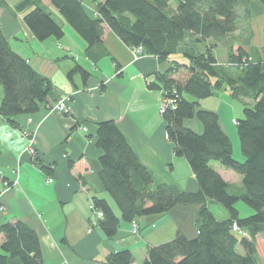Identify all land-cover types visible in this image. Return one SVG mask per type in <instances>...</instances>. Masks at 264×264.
Here are the masks:
<instances>
[{
	"label": "trees",
	"instance_id": "trees-1",
	"mask_svg": "<svg viewBox=\"0 0 264 264\" xmlns=\"http://www.w3.org/2000/svg\"><path fill=\"white\" fill-rule=\"evenodd\" d=\"M46 1L85 43L86 52L101 45L109 30L130 49L140 47L142 54L169 63L149 88L170 101L161 108L166 139L174 156L187 162L197 191L185 193L155 181L115 122L98 123L96 147L101 155L97 177L119 212L117 215L105 199H92L93 208L102 213L95 225L105 238L116 235L120 221L135 223L139 230L142 218L162 216L176 206L198 205L197 236L187 239L177 231L171 241L147 247L141 264H257L253 238L264 231V47L249 52L234 49L232 37L240 21L247 18L244 7L250 0ZM253 1L264 11V0ZM14 10L38 42L64 37L63 23L45 9L43 0H20ZM180 48L184 62L169 61ZM218 48L225 52L223 63L215 56ZM69 59L74 66L68 78L79 74L85 83L89 73ZM181 72L186 74L184 79L178 77ZM0 87V117L11 123L16 116L36 113L52 91L49 80L10 48L1 29ZM221 90L243 105L242 118L234 124L243 161L233 158L217 113L200 109L201 101ZM193 119L201 132L185 126ZM211 163L239 175L241 185L226 182ZM238 203L246 205L251 214L241 217ZM210 204L220 206L227 219L216 220ZM233 223L246 236L232 233ZM0 237V264H42L38 236L23 222H4ZM106 263L132 264L133 256L128 250L119 251L110 254Z\"/></svg>",
	"mask_w": 264,
	"mask_h": 264
},
{
	"label": "crops",
	"instance_id": "crops-1",
	"mask_svg": "<svg viewBox=\"0 0 264 264\" xmlns=\"http://www.w3.org/2000/svg\"><path fill=\"white\" fill-rule=\"evenodd\" d=\"M19 2L0 0V29L10 48L49 80L52 91L36 113L16 116L12 123L0 117V205L3 208L0 225L18 220L32 229L39 239L42 264H107L110 254L123 250L131 252L132 264H141L147 247L171 241L177 231L187 239H194L198 205L176 206L162 216L142 218L138 220L137 234L131 232L130 223L120 221L111 240L105 238L97 225L90 223L93 214L89 206L93 198L105 199L119 215L97 177L101 151L96 147V130L100 122H115L155 181L169 183L185 193L197 191L187 162L174 156L173 146L165 137L162 93L149 88L169 63L159 62L151 55H135L109 30L102 44L89 52L85 43L65 27L62 39L50 38L42 44L24 25L22 15L15 12ZM250 4L244 12L250 15H246L247 20L251 17L254 20L248 25L246 35H242L240 27L232 35L236 41L234 49L241 47L247 52L264 47V11L253 0ZM84 7L91 13L89 2ZM255 18H259L258 22ZM219 49L215 56L223 63L226 55L221 49L217 56ZM182 50L176 55L181 56ZM69 58L89 73L85 83L79 74L71 80L68 78L74 66ZM2 96L0 87V101ZM65 97L70 99L69 112L62 114L53 110V105ZM208 100L201 101L200 108L216 112L220 127L227 135L220 119L224 104L221 101L209 104ZM185 126L201 132L200 124L194 119L186 121ZM25 132L28 137L24 136ZM30 139L33 146L28 151ZM235 158L243 159L239 154ZM211 166L226 182L241 185L239 175L218 163ZM49 179L52 181L48 182ZM14 181L16 185L4 190L2 183ZM237 208L244 216L251 214L242 207ZM220 215L221 219L215 217L216 220L227 219L225 212ZM253 243L256 263L264 264V231L253 238Z\"/></svg>",
	"mask_w": 264,
	"mask_h": 264
},
{
	"label": "rangeland",
	"instance_id": "rangeland-1",
	"mask_svg": "<svg viewBox=\"0 0 264 264\" xmlns=\"http://www.w3.org/2000/svg\"><path fill=\"white\" fill-rule=\"evenodd\" d=\"M44 5V4H43ZM250 1L245 5L244 7V10H247L248 6L250 7ZM45 9L48 10L54 17V19H56L57 21H60L61 23H63V27L67 28L68 30H71L65 23L64 21L62 20V18L57 14V12L54 10L53 7H51L48 2L46 1L45 3ZM93 12V10L91 11V13ZM253 13V12H252ZM248 17H250V15L247 13ZM257 15V13H256ZM254 16H255V12H254ZM257 19V22H258V19L259 18H255ZM254 20V18H253ZM252 20V17L251 18H247L244 20L242 19L239 23V26L242 30V35L245 36L246 33H247V27L248 25L253 21ZM248 22V23H247ZM71 33L74 35L73 31H71ZM75 36V35H74ZM234 38V36H232ZM236 37H238V34L236 35ZM240 38V37H238ZM53 39V38H52ZM46 42V41H43L41 42L42 44ZM220 51H222L221 49H219L218 53L216 54L217 56H219L221 53ZM173 59V61H181L182 60V57L180 55H174L171 57ZM180 79H184L186 77V74L184 72H181L178 76ZM188 100H192L191 97L187 96L186 97ZM212 100H215V101H212ZM217 100V101H216ZM222 102L224 105H222V112H221V116L222 118H220L224 124H225V127L227 129V135H228V138L231 142V146H232V156L234 159L235 156H237L238 154L241 156V153H240V149H239V143H238V137H237V134H236V128H235V125L233 124V121H237L239 119L242 118V110H243V105L236 101V100H233L229 97L228 95V92L227 91H224V90H221V91H218L216 92V95L212 98H209L208 102L209 104L212 103V102ZM251 106V105H249ZM202 109V108H200ZM205 110V109H203ZM233 152L235 154H233ZM243 161V159H242ZM237 207H242L244 208L247 212H251V210L246 206L244 205L243 203H238L237 204ZM210 210L211 212L215 215V217L217 219H221V213H224V211L222 210V208L218 205H213L212 207H210ZM245 214L243 212L240 213V216L241 217H245L244 216Z\"/></svg>",
	"mask_w": 264,
	"mask_h": 264
},
{
	"label": "built area",
	"instance_id": "built-area-1",
	"mask_svg": "<svg viewBox=\"0 0 264 264\" xmlns=\"http://www.w3.org/2000/svg\"><path fill=\"white\" fill-rule=\"evenodd\" d=\"M132 52L135 55L142 54V49L140 47L132 48ZM69 103H70V99L68 97L62 98V99L58 100L53 105L52 109L57 111V112H60L62 114H67L69 112V110H70ZM165 104L169 105L170 101L164 100L163 101V105H165ZM233 124H235V121H233ZM23 134L26 137L29 136L27 132H25ZM165 137H166V135H165ZM32 146H33V141L30 139L29 140V147H28L27 150L30 151ZM51 181H52L51 179L48 180V182H51ZM16 184H17V182H15V181L12 182L10 185L4 182V183H2V186H3L4 190H7V189H9L10 187H12V186H14ZM89 208H90V210L92 211V214H93L92 220H91L90 223L92 225H95L97 220L102 218V213L100 211H98V210H95L91 204H90ZM2 209L3 208L1 207L0 211ZM131 232L133 234H137L138 233V228H137V225L135 223L131 224ZM231 232L236 234L237 236H240V237L246 236V233L243 230H241L235 223H233L232 226H231Z\"/></svg>",
	"mask_w": 264,
	"mask_h": 264
}]
</instances>
